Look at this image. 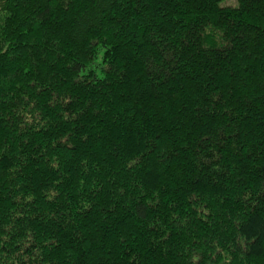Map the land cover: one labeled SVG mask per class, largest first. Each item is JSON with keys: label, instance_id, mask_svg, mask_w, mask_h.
<instances>
[{"label": "trees", "instance_id": "trees-1", "mask_svg": "<svg viewBox=\"0 0 264 264\" xmlns=\"http://www.w3.org/2000/svg\"><path fill=\"white\" fill-rule=\"evenodd\" d=\"M0 264H264V0H0Z\"/></svg>", "mask_w": 264, "mask_h": 264}]
</instances>
